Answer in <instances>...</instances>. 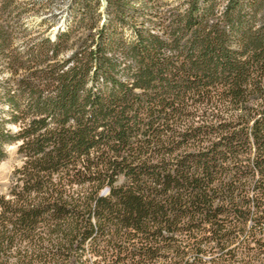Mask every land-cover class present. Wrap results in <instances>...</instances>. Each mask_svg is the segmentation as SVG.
Masks as SVG:
<instances>
[{"label": "trees", "instance_id": "trees-1", "mask_svg": "<svg viewBox=\"0 0 264 264\" xmlns=\"http://www.w3.org/2000/svg\"><path fill=\"white\" fill-rule=\"evenodd\" d=\"M74 2L5 59L0 264H264V0Z\"/></svg>", "mask_w": 264, "mask_h": 264}, {"label": "rangeland", "instance_id": "rangeland-1", "mask_svg": "<svg viewBox=\"0 0 264 264\" xmlns=\"http://www.w3.org/2000/svg\"><path fill=\"white\" fill-rule=\"evenodd\" d=\"M77 5L74 0H14L6 7L0 0V31L8 40L4 49L0 46V84L9 77L5 59L12 53L27 55L28 49L45 39H52L56 31L72 26L76 17ZM100 13L108 19L105 7ZM130 35L129 30H125ZM80 36L74 35V40ZM1 45V42H0ZM0 108H3L0 104ZM13 132L19 131L18 125H11ZM7 157L0 162V193H6L16 168L22 165L18 145L7 146Z\"/></svg>", "mask_w": 264, "mask_h": 264}]
</instances>
